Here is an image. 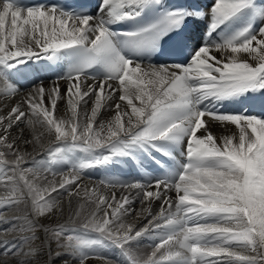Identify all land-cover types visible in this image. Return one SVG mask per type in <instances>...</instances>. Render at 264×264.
<instances>
[{
    "label": "snow or ice",
    "instance_id": "obj_1",
    "mask_svg": "<svg viewBox=\"0 0 264 264\" xmlns=\"http://www.w3.org/2000/svg\"><path fill=\"white\" fill-rule=\"evenodd\" d=\"M205 16L193 47L187 25ZM165 37L179 62L154 64ZM44 72L58 73L50 86ZM225 101L246 106L218 111ZM214 124L235 128L218 136ZM75 152L86 156L72 162ZM144 158L164 174L80 183L86 169ZM145 238L155 242L141 255ZM93 260L264 264L261 0L207 11L196 0H99L95 11L0 0V264Z\"/></svg>",
    "mask_w": 264,
    "mask_h": 264
},
{
    "label": "bare ground",
    "instance_id": "obj_2",
    "mask_svg": "<svg viewBox=\"0 0 264 264\" xmlns=\"http://www.w3.org/2000/svg\"><path fill=\"white\" fill-rule=\"evenodd\" d=\"M205 2V4L203 6H201L205 11H207L208 8L211 7L212 3V0H203ZM261 2H264V0H261ZM98 4H99V0L97 1V4L94 5L93 7V10L92 11H95V9L98 7ZM209 21V17L205 16L204 19H202L203 22H206V21ZM200 26H198L199 28ZM223 37V34H221V38ZM192 44L194 45L193 47H198L197 45V41H192ZM200 46V45H199ZM243 55V54H242ZM44 79V83L48 86L51 85V80L46 77V76H43L42 77ZM91 82V81H89ZM21 84L23 85L22 88H21V94L23 95L24 93H26L28 91V87L31 86L30 82L29 81H22ZM60 84H61V87H65V84L63 81H60ZM19 99V98H17ZM63 106L62 105H58V111H57V115L58 116H63V110H62ZM101 118H104V119H107L109 117H107L106 115H103L102 114V117ZM235 126H228L227 128H225L223 125H215L213 126V132L216 134V135H221V134H229L232 130H234ZM86 156V154L84 153H81V152H75L72 154V162H78L80 159H84ZM60 168H69L70 165L69 164H60L59 165ZM115 169H117L115 171ZM100 170L103 171V174L99 175L98 176V173L96 171V169H86L84 170V173H83V176H82V179L80 181L81 184H84V185H89L91 186V184L95 181H98L100 179H105V178H108V177H114V178H118L120 180H134L133 177L131 176L130 173L126 172V170L124 171L123 174H121L119 176V171L118 170H123V165L122 163H119V164H112L110 166H107V167H101ZM148 176H145L144 178H147ZM117 193L119 194V189H116ZM172 195H174V193H172ZM159 204L160 202L159 201H156L154 204H153V211L156 212L159 210ZM135 207L137 209V211H139V208H140V205L138 202H136L135 204ZM155 241L152 239V238H145L143 241H141L137 251L139 254L141 255H144V254H150V252L152 251V248L150 247V245H152ZM104 251V254L110 256L111 258L113 259H118V250L116 249H112L111 251L105 249L103 250ZM91 264H99V262L93 260L91 262Z\"/></svg>",
    "mask_w": 264,
    "mask_h": 264
},
{
    "label": "rangeland",
    "instance_id": "obj_3",
    "mask_svg": "<svg viewBox=\"0 0 264 264\" xmlns=\"http://www.w3.org/2000/svg\"><path fill=\"white\" fill-rule=\"evenodd\" d=\"M212 2H213V0H212Z\"/></svg>",
    "mask_w": 264,
    "mask_h": 264
}]
</instances>
